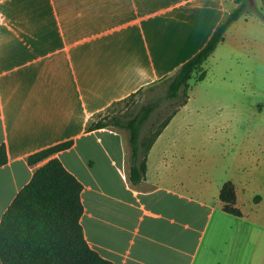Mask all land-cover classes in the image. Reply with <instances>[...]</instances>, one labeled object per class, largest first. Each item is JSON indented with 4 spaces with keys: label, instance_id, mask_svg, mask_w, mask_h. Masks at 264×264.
Masks as SVG:
<instances>
[{
    "label": "crops",
    "instance_id": "crops-1",
    "mask_svg": "<svg viewBox=\"0 0 264 264\" xmlns=\"http://www.w3.org/2000/svg\"><path fill=\"white\" fill-rule=\"evenodd\" d=\"M189 1L0 0V145L9 157L0 167V223L49 160L30 165L29 156L73 140L50 158H59L84 184L85 237L104 258L115 264H230L234 245L246 253L245 239L230 241L220 200L225 182L214 192L191 147L172 133L179 112L153 144L146 178L136 185L129 178L128 132L87 129L114 104L164 78L157 72L176 52L183 22L201 18L211 29L236 7V0L231 7L213 0L198 19ZM254 1L264 9V0ZM117 19L127 21L112 28ZM259 20L240 17L218 48H263ZM104 23L110 28L86 36V29ZM250 242L251 253H259L260 239ZM259 261L240 258L236 264Z\"/></svg>",
    "mask_w": 264,
    "mask_h": 264
},
{
    "label": "rangeland",
    "instance_id": "rangeland-1",
    "mask_svg": "<svg viewBox=\"0 0 264 264\" xmlns=\"http://www.w3.org/2000/svg\"><path fill=\"white\" fill-rule=\"evenodd\" d=\"M230 1L223 0V3L231 7ZM213 2L190 0L188 4L194 7L199 19ZM248 15L262 20L255 14ZM199 20L181 24L177 50L165 56L166 63L157 72L160 77L173 78L207 44L216 27L205 29ZM126 21L117 19L112 22V28ZM108 28L110 26L106 23L97 27L93 25L86 29V36ZM257 42L263 48L253 43L245 44L241 50L228 44L219 47L204 64L206 78L198 82L197 76L190 81L186 106H181L183 96L171 103L166 98V83L159 81L146 85L110 108L111 114L131 115L144 104L162 100L159 115L155 114L146 128L152 132L180 108L172 133L182 146L191 147L192 157L196 158L207 180L216 188L214 192L223 182L230 180L239 190L243 216L227 213L225 217L230 241L245 239L246 253L241 255L242 249L234 245L230 248V264H236L240 258L247 262L251 257H258L260 264H264V37ZM149 43H155V39L150 38ZM256 238L260 239L261 247L259 253L253 255L250 241Z\"/></svg>",
    "mask_w": 264,
    "mask_h": 264
},
{
    "label": "trees",
    "instance_id": "trees-1",
    "mask_svg": "<svg viewBox=\"0 0 264 264\" xmlns=\"http://www.w3.org/2000/svg\"><path fill=\"white\" fill-rule=\"evenodd\" d=\"M255 14L264 21V9L255 1L236 0V7L218 24L207 44L202 47L171 79H160L167 86L166 98L174 104L183 96L182 105L189 100L190 81L207 76L205 62L225 39L229 27L240 17ZM159 82V81H158ZM142 90V89H141ZM162 100L144 104L131 115L108 114L88 126V131L115 127L129 134L130 173L133 184L141 183L147 175L149 152L180 108L166 117L152 132L146 129ZM66 141L29 156L30 165L49 159L38 167L32 179L17 194L0 223V259L3 264H115L104 258L88 243L82 225L84 184L63 162L52 157L73 146ZM6 144L0 145V167L8 163ZM223 210L243 216L238 206L237 190L233 181L223 184L220 191Z\"/></svg>",
    "mask_w": 264,
    "mask_h": 264
},
{
    "label": "water",
    "instance_id": "water-1",
    "mask_svg": "<svg viewBox=\"0 0 264 264\" xmlns=\"http://www.w3.org/2000/svg\"><path fill=\"white\" fill-rule=\"evenodd\" d=\"M250 1H254V0H250Z\"/></svg>",
    "mask_w": 264,
    "mask_h": 264
}]
</instances>
